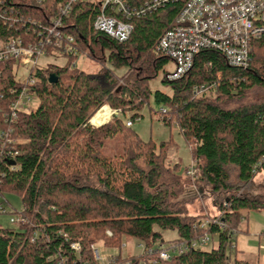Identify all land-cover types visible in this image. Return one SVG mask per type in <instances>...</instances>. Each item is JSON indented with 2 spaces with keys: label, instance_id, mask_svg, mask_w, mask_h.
Here are the masks:
<instances>
[{
  "label": "trees",
  "instance_id": "16d2710c",
  "mask_svg": "<svg viewBox=\"0 0 264 264\" xmlns=\"http://www.w3.org/2000/svg\"><path fill=\"white\" fill-rule=\"evenodd\" d=\"M61 1L0 0V35L37 41L38 22L50 26ZM181 7L169 3L133 18L131 35L119 42L94 29L97 3H75L64 29L80 53L103 65L126 67L125 84L118 86L110 68L103 81L90 75L76 66L79 53L60 51L67 63L37 68L42 81L30 91L38 104L20 112L13 123L6 113L24 86L16 80L15 61L0 62V130L7 134L0 137V194L20 196L22 208L16 212L28 221L23 229L0 225V264H104L92 246L102 242L118 249L124 238L137 239L145 249L127 257L119 249L115 258L121 264H257L237 256L236 234L244 212L264 210L263 202L233 192L215 201L218 216L203 219L186 214L181 195L200 180L220 198L233 190L232 169L242 183L264 170V98H248L264 90V38L252 41L247 68L230 66L220 53L203 50L189 74L169 80L172 59L158 44ZM160 72L153 99L166 110L160 109L161 119L174 124L189 145L198 168L194 178L187 174L189 166L182 174L179 163L165 164L167 143L157 149L127 125L128 112L134 121L149 104L150 82ZM51 74L56 83L49 82ZM200 85L209 90L195 96ZM105 105L119 114L94 126L92 118ZM115 138L121 148L106 153L107 142ZM206 220L217 221L202 226ZM162 230H175L177 237L166 240ZM206 233L218 236L210 250L191 249L168 260L149 253ZM76 242L79 251L71 247Z\"/></svg>",
  "mask_w": 264,
  "mask_h": 264
},
{
  "label": "built area",
  "instance_id": "2783aa9c",
  "mask_svg": "<svg viewBox=\"0 0 264 264\" xmlns=\"http://www.w3.org/2000/svg\"><path fill=\"white\" fill-rule=\"evenodd\" d=\"M40 1V0H39ZM80 0H63L57 6V14L49 20L50 26L38 22L39 32L37 41L22 35H0V62L15 61V70L20 66L25 67L27 80L9 107L6 118L13 123L19 113L30 108L31 100L36 98L31 86L42 81L37 73L40 68L38 59L41 56L58 55V52L68 54L80 53L74 45V37L64 29L65 19L72 11L73 5ZM99 5L93 27L99 32H104L113 39L122 42L129 38L133 30L131 20L153 13L169 3H182L181 10L175 18L173 26L161 37L158 48L164 55L172 59L174 68L167 73L169 80L181 79L190 73L194 67L196 56L203 50H214L220 53L230 66L247 68L251 59L252 41L264 38V0H86ZM6 23V22H5ZM37 22L34 21L33 24ZM16 72V71H15ZM209 88L200 85L194 88L195 96H201ZM102 109V108H101ZM163 113L165 109H161ZM113 110L109 117L118 115ZM100 126L102 124H95ZM128 126L133 125L132 120L127 121ZM0 130V137L5 135ZM21 143V140H17ZM198 172L192 162L187 174L195 177ZM0 209L7 212L0 203ZM17 213V212H16ZM216 222L217 220H213ZM211 220H206L202 226L208 225ZM12 222L23 229L28 226L27 219L18 213ZM111 235L110 231H107ZM210 234L190 242L181 241L169 248H152L150 254H158L162 260H168L173 255L197 249L199 245L207 243ZM140 246H143L142 244ZM71 247L79 251L80 243H72ZM125 247V244H123ZM94 255L101 262V254L95 245L92 246ZM145 249V247H144ZM116 255V254H115ZM115 255L109 260L112 264H120ZM104 263V262H102ZM105 264V263H104Z\"/></svg>",
  "mask_w": 264,
  "mask_h": 264
},
{
  "label": "rangeland",
  "instance_id": "374dc122",
  "mask_svg": "<svg viewBox=\"0 0 264 264\" xmlns=\"http://www.w3.org/2000/svg\"><path fill=\"white\" fill-rule=\"evenodd\" d=\"M66 63L67 58L63 55L53 54L41 56L38 59L40 67H46L48 64H57L62 66ZM75 64L79 69L86 71L92 76L98 77L102 81L104 80V70L106 68H110L114 71L115 76L119 78L117 80L118 86H123L125 84V80L122 79V77L125 76L128 71L126 67L114 68L110 63L103 65L100 62L91 59L86 54H79ZM167 68L169 71H172L174 64L172 62L169 63ZM162 74L163 73L160 72L159 76L150 82L152 89L150 102L139 111V116L133 121L132 129L135 130L142 139L146 141H154L157 145V149H160L163 143H167L168 158L165 164L167 166H171L179 163L178 172L183 174L184 170L192 163L191 150L184 137L179 133L178 128L174 124H166L161 119V107L157 105L153 99L154 91L161 86ZM16 80L20 83L26 82L27 75L24 66H20L16 70ZM163 90L169 92L168 88H163ZM248 98L249 101L261 98L263 99L264 90H256ZM37 104V98L31 100L32 106L35 107ZM105 106L111 109L110 112H113L114 109L108 105ZM131 115V112L127 113V121L130 119ZM111 118L112 117H109L106 122H108ZM117 139L118 138H115L107 142V145L104 148L106 153L114 154L119 151L121 146L118 144ZM229 176V182L233 187V190L230 193H224L220 198L213 193L211 186L204 184L200 180L197 181V185L187 187L181 195V198L187 201V204L184 207L186 214L194 215L203 219H213V217L219 215V207H216L215 201L220 202L222 198L229 196L233 192L238 195H246L250 198L258 199L264 203V170L257 173L254 178L247 183L239 181L238 172L235 169L230 171ZM0 203L3 204L7 210V212H3L0 209V225L8 228H19L12 222V220L18 217V213H16V211H21L22 204L20 196L8 192L4 195L0 194ZM244 216L245 218L241 220L239 225V232L236 234L238 257L249 262L264 264V210L244 212ZM247 229L249 230L248 233L246 231ZM162 234L163 238L166 240L175 239L177 237V232L175 230H162ZM253 243H256L258 248L254 247ZM123 244H125V247H123ZM141 244L144 245L135 238H124L122 245L118 249L107 248L102 242H98L95 245V248L99 250L102 258L107 256L106 259H102L101 262L108 263L110 262L109 259L117 254L119 249L122 254L121 257L143 254L145 246H140ZM217 245L218 236L210 235L209 241L203 245H199L198 248L210 250ZM119 263L121 264V262Z\"/></svg>",
  "mask_w": 264,
  "mask_h": 264
},
{
  "label": "bare ground",
  "instance_id": "6f19581e",
  "mask_svg": "<svg viewBox=\"0 0 264 264\" xmlns=\"http://www.w3.org/2000/svg\"><path fill=\"white\" fill-rule=\"evenodd\" d=\"M110 108L107 106L103 107L99 110V112L93 117V122H103L107 119V117L111 114Z\"/></svg>",
  "mask_w": 264,
  "mask_h": 264
},
{
  "label": "water",
  "instance_id": "95a60500",
  "mask_svg": "<svg viewBox=\"0 0 264 264\" xmlns=\"http://www.w3.org/2000/svg\"><path fill=\"white\" fill-rule=\"evenodd\" d=\"M49 82L50 83H56L57 82V77L55 74H51L50 77H49ZM13 165H15V161H12L11 162Z\"/></svg>",
  "mask_w": 264,
  "mask_h": 264
},
{
  "label": "crops",
  "instance_id": "0c3cea01",
  "mask_svg": "<svg viewBox=\"0 0 264 264\" xmlns=\"http://www.w3.org/2000/svg\"><path fill=\"white\" fill-rule=\"evenodd\" d=\"M259 211H262V210H259ZM252 216H253V215H252ZM253 218H256V217H253ZM246 231H247V233H248L249 230L247 229ZM245 233H246V232H245ZM253 246L256 247V248H258V245H257L256 243H253ZM237 256H238V255H237ZM242 259H243V258H242Z\"/></svg>",
  "mask_w": 264,
  "mask_h": 264
}]
</instances>
